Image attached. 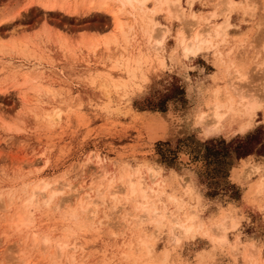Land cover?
I'll return each instance as SVG.
<instances>
[{"label": "rangeland", "instance_id": "374dc122", "mask_svg": "<svg viewBox=\"0 0 264 264\" xmlns=\"http://www.w3.org/2000/svg\"><path fill=\"white\" fill-rule=\"evenodd\" d=\"M0 36V264H264V147L239 200L157 153L264 145V0H0Z\"/></svg>", "mask_w": 264, "mask_h": 264}, {"label": "trees", "instance_id": "16d2710c", "mask_svg": "<svg viewBox=\"0 0 264 264\" xmlns=\"http://www.w3.org/2000/svg\"><path fill=\"white\" fill-rule=\"evenodd\" d=\"M174 90L180 97L184 95L180 87L174 86ZM172 98L170 95L164 96L157 103L156 109L165 113L167 111L166 103ZM255 133H250L243 139L237 138L230 142L223 139H210L201 142L196 137L189 136L185 139H178L175 149H171L168 142H159L157 153L160 155L162 163L171 168H175L178 155L181 152L188 155L192 162H202L204 171L201 173V177L203 183L207 184L210 189L207 196L215 197L219 192L226 194L231 191V194L234 193L231 198L239 200V189L229 181L230 172L241 160L256 152H262L264 145L257 142ZM162 147H167V149L163 150Z\"/></svg>", "mask_w": 264, "mask_h": 264}, {"label": "bare ground", "instance_id": "6f19581e", "mask_svg": "<svg viewBox=\"0 0 264 264\" xmlns=\"http://www.w3.org/2000/svg\"><path fill=\"white\" fill-rule=\"evenodd\" d=\"M103 2V1H102ZM120 2L124 5V6H131L134 2H141L142 4H144V2H145V0H120ZM84 3V2H83ZM87 3H88V1H87ZM97 3V2H96ZM178 3V2H177ZM94 4V3H93ZM101 4V3H100ZM104 5V4H103ZM172 5V4H171ZM175 5V4H174ZM173 5V6H174ZM98 6V5H97ZM91 8H92V5L90 6ZM100 7V6H99ZM95 8V7H94ZM230 8V7H229ZM172 12V11H171ZM170 13V12H169ZM171 15H172V13H170ZM116 17V16H115ZM181 17V16H180ZM179 18V17H178ZM207 24V23H206ZM223 26V25H222ZM222 26H220V25H218L217 27H216V29H215V34H216V36H219L220 35V33H221V31H220V28L222 27ZM118 27L120 28V29H122L121 28V25L120 24H118ZM221 30H223V28L221 29ZM154 33V32H153ZM205 33H208V32H205ZM204 30H203V32L202 31H197L196 33H195V36H194V38H193V40L191 41V42H189V41H187V39L186 38H182L181 39V44H182V46H183V49H184V51L185 52H187V53H189V54H199L200 52H201V45L202 44H207L208 43V41L205 39V37L206 36H204ZM214 33V32H213ZM214 34V35H215ZM208 35V34H207ZM1 37V36H0ZM182 37V36H181ZM257 107V106H256ZM255 111H256V108L253 106L252 107V105L251 106H248L247 108H246V113L248 112L249 113V115L251 116V118H252V116L255 114ZM211 117H212V120L215 122V124H219L221 121H222V119H223V114H222V106L221 105H219V104H215L214 105V107L212 108V113H211ZM213 123V122H212ZM208 124V123H207ZM206 124V125H207ZM247 124V123H246ZM251 125H252V123L250 122H248V124L247 125H245V126H242L243 128H242V131H246V130H248V129H250L251 128ZM209 128V127H208ZM131 183V182H130ZM130 186V185H129ZM132 187H133V189H134V186L133 185H131ZM47 188V187H46ZM46 188H44V190L46 189ZM132 189V190H133ZM142 189V188H141ZM36 191V190H35ZM135 191V190H134ZM56 192H58V191H56ZM132 192V191H131ZM51 193H53V192H51ZM55 193V192H54ZM53 193V194H54ZM145 193V192H144ZM32 194H34V193H32ZM143 194V193H142ZM32 196V195H31ZM53 196H55V195H53ZM52 196V197H53ZM144 196H145V194H144ZM143 196V197H144ZM35 197V196H34ZM51 197V198H52ZM146 197V196H145ZM31 199H32V197H31ZM30 199V200H31ZM35 199V198H34ZM30 200L28 201V202H30ZM50 201V200H49ZM23 210V209H22ZM17 218V217H16ZM21 222V221H20ZM19 223V222H18ZM180 227V226H179ZM191 230V228L190 229H188V231H190ZM66 248V247H65Z\"/></svg>", "mask_w": 264, "mask_h": 264}, {"label": "crops", "instance_id": "0c3cea01", "mask_svg": "<svg viewBox=\"0 0 264 264\" xmlns=\"http://www.w3.org/2000/svg\"><path fill=\"white\" fill-rule=\"evenodd\" d=\"M238 171V170H237ZM236 171V172H237ZM235 172V174L233 175V181L235 182V183H237V184H241L242 185V181L241 180H239V179H237V177H238V173H236ZM253 209H255L254 208V206H253ZM253 213H254V211H253ZM255 239V238H254ZM255 242H257V245L259 244V242L261 243L262 242V238H256V240H254ZM261 254H262V256L264 257V245H263V247H262V251H261Z\"/></svg>", "mask_w": 264, "mask_h": 264}]
</instances>
